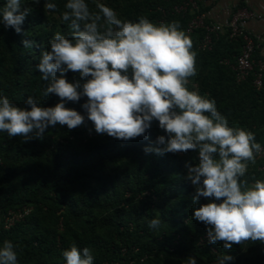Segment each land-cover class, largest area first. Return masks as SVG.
<instances>
[{"label":"trees","instance_id":"1","mask_svg":"<svg viewBox=\"0 0 264 264\" xmlns=\"http://www.w3.org/2000/svg\"><path fill=\"white\" fill-rule=\"evenodd\" d=\"M6 0H0V8ZM45 2L57 4V11L43 8ZM92 11L97 3L111 7L123 21L138 22L143 16L160 25L178 21L184 31L193 16L175 12L180 0H86ZM66 0H26L31 9L17 34L0 22V97L19 107L32 96L44 107L54 106L59 98L43 95L47 82L36 65L41 46L49 48L55 32L71 39L68 24L60 14ZM200 10V9H199ZM188 35L195 52L196 74L187 87L202 97L214 100L217 110L230 127L254 133L264 148V70L261 85L254 88L250 78L235 82L230 65L239 53V40L219 34L209 50L198 49L201 30ZM34 42L25 48L22 41ZM257 52H255V57ZM227 61V64L224 63ZM69 82L80 80L78 73L66 74ZM66 102L65 106L85 115L82 126L69 130L66 125L46 129L43 138L9 137L0 132V246L11 241L17 264H65L63 252L71 245L89 248L93 264H186L193 256L197 264H217L218 257L232 256L225 264H245L246 250L255 264H264V243L210 244L203 238L206 225L192 218L193 209L209 200L201 197L193 204L195 188L186 177L185 162H196L197 153L146 154L155 146L158 135H166L153 120L145 136L118 140L97 134L81 107L86 102ZM264 161L248 162L242 180L249 184L262 180L259 168ZM29 209L7 229V211ZM160 218L159 229L149 222Z\"/></svg>","mask_w":264,"mask_h":264},{"label":"clouds","instance_id":"2","mask_svg":"<svg viewBox=\"0 0 264 264\" xmlns=\"http://www.w3.org/2000/svg\"><path fill=\"white\" fill-rule=\"evenodd\" d=\"M24 2L6 0L0 8V22L17 34L31 12L22 7ZM96 7L92 11L86 0H66L60 18L68 24L71 39L55 32L49 48L41 46L36 65L47 82L43 95L54 94L59 101L44 107L28 96L27 107H19L0 97V132L28 142L43 138L49 127H80L85 115L65 104L81 97L87 98L81 107L97 134L127 141L145 136L155 120L166 135H158L155 146L145 147L146 154L197 153L195 163L185 162V178L195 188L193 204L201 197L209 200L192 213L194 220L206 225L208 242H222L228 250L234 244L264 243V180L249 184L241 179L261 145L254 133L230 127L214 100L188 89V78L196 74L191 38L178 21L156 25L143 16L138 22L123 21L111 7L100 3ZM43 8L56 12L57 4L45 2ZM22 43L29 48L34 42ZM69 71L81 79L69 82ZM161 223L153 218L149 226L155 230ZM62 255L65 264L94 260L89 248L74 244ZM232 259L222 254L217 264ZM0 264H17L11 241L0 246ZM186 264L197 260L189 256Z\"/></svg>","mask_w":264,"mask_h":264},{"label":"built area","instance_id":"3","mask_svg":"<svg viewBox=\"0 0 264 264\" xmlns=\"http://www.w3.org/2000/svg\"><path fill=\"white\" fill-rule=\"evenodd\" d=\"M205 1L213 0H180V4L173 6L175 12L188 11L193 16L188 20L184 32L192 33L194 30H201L202 35L198 43V49L202 51L209 50L214 39L223 32H226L227 38L230 40H239V53L235 57L230 69L233 72L235 82H244L250 78V84L254 88L261 85L263 77L264 61L255 57V52L262 43L264 37L250 34L246 30V23L254 20L258 21L261 17L245 7H236L231 10L223 21H211L200 11L199 6ZM227 64V61H224ZM257 159L264 161V148L255 154ZM259 170L264 174V165ZM29 209H16L14 212L7 211L2 218L3 228L7 229L14 222H17L28 213ZM207 241V236L203 238ZM105 264V263H104Z\"/></svg>","mask_w":264,"mask_h":264},{"label":"crops","instance_id":"4","mask_svg":"<svg viewBox=\"0 0 264 264\" xmlns=\"http://www.w3.org/2000/svg\"><path fill=\"white\" fill-rule=\"evenodd\" d=\"M240 6L260 15L258 21L246 23V30L252 35L264 37V0H213L205 1L199 8L209 20L223 21L231 10ZM256 57L264 61V43L258 48Z\"/></svg>","mask_w":264,"mask_h":264},{"label":"rangeland","instance_id":"5","mask_svg":"<svg viewBox=\"0 0 264 264\" xmlns=\"http://www.w3.org/2000/svg\"><path fill=\"white\" fill-rule=\"evenodd\" d=\"M262 180H264V177ZM242 254H243V258H244L243 260L245 261V264H255L252 260L251 255L246 250H243Z\"/></svg>","mask_w":264,"mask_h":264}]
</instances>
